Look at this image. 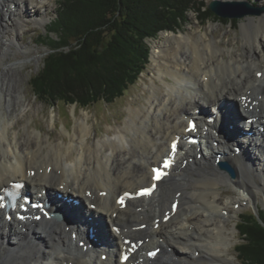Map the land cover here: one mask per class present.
Returning a JSON list of instances; mask_svg holds the SVG:
<instances>
[{
	"label": "bare ground",
	"instance_id": "bare-ground-1",
	"mask_svg": "<svg viewBox=\"0 0 264 264\" xmlns=\"http://www.w3.org/2000/svg\"><path fill=\"white\" fill-rule=\"evenodd\" d=\"M28 18L43 20L34 0H0V61L10 47L20 48L17 38ZM240 33L242 53L227 49L228 59L205 33L199 38L162 34L164 40L154 43L150 60L166 87L163 94H157L152 83L147 116L130 109L124 129L104 141L89 142L88 116L76 123L68 143L42 140L40 132L34 142L13 141L11 132L21 121L14 115L20 93L13 69L4 68L0 73V191L11 182H22L23 193L32 200L39 196L48 200L51 208L62 209L65 220H32L36 211L27 213L31 219L8 223L0 209V264H122L121 254L128 256L125 264L227 262L224 255L235 237L234 228L227 227L233 214L230 207L242 208L255 204L259 194L264 197V172L259 175L264 170V65L260 64L264 63V14L248 19ZM198 109L204 113L196 116L201 118L197 135L202 146L190 147L186 120ZM209 113L215 114L214 122ZM222 124L240 138L231 144L223 142L220 133L216 138L212 130ZM213 139H220L215 147ZM173 141L179 146L175 168L156 191L129 200L125 207L118 205L122 192L152 183L151 167L170 153ZM242 144L239 154L229 148ZM219 154L233 167L235 179L216 167ZM259 177L260 183L255 182ZM224 186L227 189H221ZM234 191V197L221 202ZM173 201L178 202L176 211L170 209ZM89 228L95 246L82 232ZM82 239L91 248L79 247ZM152 250H158L154 259L148 256Z\"/></svg>",
	"mask_w": 264,
	"mask_h": 264
},
{
	"label": "trees",
	"instance_id": "trees-1",
	"mask_svg": "<svg viewBox=\"0 0 264 264\" xmlns=\"http://www.w3.org/2000/svg\"><path fill=\"white\" fill-rule=\"evenodd\" d=\"M189 10L199 21L229 23L198 0H63L50 22L56 40L33 92L41 101L80 109L116 102L149 63L146 39L174 30ZM236 228L240 264H264V212L240 217Z\"/></svg>",
	"mask_w": 264,
	"mask_h": 264
},
{
	"label": "rangeland",
	"instance_id": "rangeland-1",
	"mask_svg": "<svg viewBox=\"0 0 264 264\" xmlns=\"http://www.w3.org/2000/svg\"><path fill=\"white\" fill-rule=\"evenodd\" d=\"M62 1L63 0H34V6L43 20L40 22L31 21L29 18L25 20L26 26L23 27L17 38V43L20 48H16L18 45L10 47V51H7L5 53L6 55L1 58L0 73L4 68L11 67L15 79L17 80V90L20 93V106L18 105V110L14 115L18 116L21 121L17 126L14 124L16 129L11 132L13 141L14 138H16L19 142H23L24 139L34 142V138L38 135L37 132H40L42 140L48 138L50 142L54 143L58 141L68 143L72 129L77 122L85 120L86 116H88L86 120L91 127L89 142L115 138L118 132L124 129L130 109H139L142 112L141 117L143 114L147 116L145 107H149L147 99L152 93V88H154L152 83L157 86L155 92L160 96L166 88L158 78L159 73L157 72V67L150 60L152 46L154 43L163 39L162 34L168 36L173 34L177 37L182 34L199 38L200 35L205 33L207 40L215 41L216 46L220 49L221 55L228 59L226 54L227 49L232 48V50H234L233 52L237 55H241L242 53L241 25L247 23L248 19L257 20L264 14V11H261L260 14L246 15L240 19H232L235 21V24L231 26L230 21L232 20L226 19L229 21L227 24L214 22L213 20L203 22L199 21V17L193 11H187L183 19L184 21L179 22L174 30L161 31L155 38L146 39V43L150 48L149 63L146 65L136 83L129 87L121 99L111 104L100 102L91 108L80 109L76 108L75 105L41 101L36 97L31 86L35 77L38 76L43 69L46 54L50 49V42L56 40V34L51 32L52 25L50 22H54L56 10ZM198 1H203L204 4L207 5L209 2L216 0ZM234 2H244L256 9H264V0H233L226 3ZM168 50L170 49H167V51ZM260 64L261 66L264 65L263 62ZM163 79L172 84V81L166 76H164ZM226 94L229 95L228 90ZM13 117L14 116L10 119L12 125L14 123L13 121L16 119ZM219 127H221L220 129L227 130V132L230 131L223 124ZM242 128L245 127L242 126ZM238 135L230 140L229 144L238 140L240 134ZM206 168L208 167L206 166ZM262 172H264V170L261 171L259 175L262 174ZM254 181L260 183L261 179L260 177L254 178ZM221 189H227V187L224 186L221 187ZM229 189L232 190L231 188ZM236 193L234 191L232 194L223 197L221 202L225 203L228 198L234 197ZM262 201H264V197L262 194H259L258 201L255 204L250 203L238 210L230 207L233 214L227 223V227L229 230L234 228L235 237L232 241V245L227 248V252L224 255V257L228 258V261L223 264H240L235 250L236 246L241 243V236L236 230L237 223L239 218L246 214H256L257 209L264 211V204L261 203ZM96 243L97 241L95 240L94 246ZM97 246L99 247V245Z\"/></svg>",
	"mask_w": 264,
	"mask_h": 264
},
{
	"label": "water",
	"instance_id": "water-1",
	"mask_svg": "<svg viewBox=\"0 0 264 264\" xmlns=\"http://www.w3.org/2000/svg\"><path fill=\"white\" fill-rule=\"evenodd\" d=\"M207 8L218 18L228 19V20L240 19L246 15L260 14L261 11L262 12L264 11V9L262 10L256 9L250 6L248 3H244V2L219 3L217 1H211L207 4ZM219 169L224 171L229 176L230 179H235L236 174L233 168H231V166L228 163L226 162L219 163Z\"/></svg>",
	"mask_w": 264,
	"mask_h": 264
},
{
	"label": "snow or ice",
	"instance_id": "snow-or-ice-1",
	"mask_svg": "<svg viewBox=\"0 0 264 264\" xmlns=\"http://www.w3.org/2000/svg\"><path fill=\"white\" fill-rule=\"evenodd\" d=\"M165 167H167V164L165 165ZM160 177V173L159 172H157V176H156V178L158 179ZM123 201H121V203H122ZM0 206H2V205H0Z\"/></svg>",
	"mask_w": 264,
	"mask_h": 264
}]
</instances>
